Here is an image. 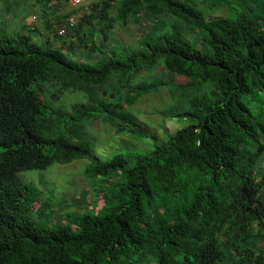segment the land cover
<instances>
[{
    "label": "trees",
    "instance_id": "obj_1",
    "mask_svg": "<svg viewBox=\"0 0 264 264\" xmlns=\"http://www.w3.org/2000/svg\"><path fill=\"white\" fill-rule=\"evenodd\" d=\"M141 10L155 18L143 49L94 62L116 24ZM74 31L70 54L25 32L0 38V264H127L135 253L157 264H264V0H94ZM158 66L188 81L133 84ZM165 87L173 103L162 116L190 124L159 139L129 108ZM66 91L85 101L53 106ZM94 119L140 145L96 156ZM84 158L104 205L39 225L31 204L42 200L40 217L52 205L20 172Z\"/></svg>",
    "mask_w": 264,
    "mask_h": 264
},
{
    "label": "rangeland",
    "instance_id": "obj_2",
    "mask_svg": "<svg viewBox=\"0 0 264 264\" xmlns=\"http://www.w3.org/2000/svg\"><path fill=\"white\" fill-rule=\"evenodd\" d=\"M53 1L51 7L49 5L45 6L43 4L44 0H0V38L19 31L25 32L30 34L35 41L44 42L49 40L54 46L63 47L70 54V45L71 42H75L76 32L70 31L66 36L57 38L55 35L57 27L62 23L65 15L72 14L76 11V8L68 2ZM93 1L86 0L84 7L88 6L89 10ZM112 14L114 15V12ZM207 14L209 17L224 16L227 11L221 9L216 12L209 11ZM32 15L37 16L38 22L35 25V31L30 33L27 29H32L28 24L29 17ZM167 20L168 24L175 21L170 18ZM154 22V17H150L145 10H141L132 16L127 26L122 27L116 24L107 41V52L105 54L95 53L93 61L104 59L108 55L124 59L127 53L143 49L140 40ZM93 25L96 29L99 28L96 20H94ZM98 39L99 36L96 34L95 41L98 42ZM75 50L76 52L71 55L84 61L82 50L78 47H75ZM155 79H163L172 84H183L188 81L186 77L166 72L162 66H158L151 71L136 74L132 82L136 84L141 81L150 82ZM111 84L115 85V83ZM117 90V87L112 86L108 89V96L113 102L116 99L111 97V93L117 92ZM44 99H50L49 95L45 96ZM51 101L53 106L70 107L73 103L85 101V97L79 91H66L59 100ZM171 103H173V97L170 89L165 87L157 92L144 94L129 110L139 117L150 134H156L161 139L164 138L165 134H174L177 130L190 124L187 118L181 121L177 117L164 118L162 116L161 111ZM86 126L89 133L98 138L93 146L96 156H100L105 160L117 153L128 154L140 145L130 134H118L114 127L100 119L86 121ZM90 162V158H84L70 164L55 163L46 169H30L20 172V177L27 183L37 186L43 192V199H47L52 205V207H47L45 214L40 217L36 212L42 200H35L31 204L32 212L30 216L32 219L39 225L53 224L58 221L64 223L68 215L99 210L105 203V194L96 192V187H99L100 182H98V186L95 185V180L84 172V168ZM73 228H76L75 225ZM263 245L264 243L260 242V246ZM127 264H157V258L152 255L135 253Z\"/></svg>",
    "mask_w": 264,
    "mask_h": 264
},
{
    "label": "built area",
    "instance_id": "obj_3",
    "mask_svg": "<svg viewBox=\"0 0 264 264\" xmlns=\"http://www.w3.org/2000/svg\"><path fill=\"white\" fill-rule=\"evenodd\" d=\"M63 2H70L73 6H81L84 4L85 0H61ZM85 10H80L77 13L69 15L62 23L59 24L57 27V34L59 36H65L69 30L74 29L79 20L81 19L83 13ZM37 16L33 15L29 19V25L34 28L35 25L37 24Z\"/></svg>",
    "mask_w": 264,
    "mask_h": 264
},
{
    "label": "clouds",
    "instance_id": "obj_4",
    "mask_svg": "<svg viewBox=\"0 0 264 264\" xmlns=\"http://www.w3.org/2000/svg\"><path fill=\"white\" fill-rule=\"evenodd\" d=\"M57 1L63 2V1H61V0H57ZM53 2H54V1L52 0V2L49 4V6H51ZM68 3L71 4L70 2H68ZM85 3H86V0H85V2H84L83 5H81V6H77V7H75V6H73V5L71 4L74 8H76V11H74L72 14L77 13V12L80 11V10H85L84 13H83V15H82V17H83L84 14L89 13V12L91 11V7H92V5L89 7V10H88V6H85V7H84ZM69 15H71V14H68L65 18H63V19H62V22H63V21L69 16ZM32 16H33V15H32ZM30 17H31V16H30ZM30 17H29V19H30ZM82 17H81V19H82ZM37 19H38V18H37ZM81 19H80V20H81ZM80 20H79V22H80ZM37 22H38V21H37ZM79 22H78V24H79ZM28 24H29V21H28ZM78 24H77V25H78ZM29 26H30V25H29ZM76 27H77V26H76ZM76 27H75L74 29H72V30H69L68 33H69L70 31H74V30L76 29ZM31 28H32V27H31ZM33 29H35V27L32 28V30H33ZM68 33H67V34H68ZM56 34H57V30H56ZM67 34H66V35H67ZM66 35H65V36H66ZM57 36H58V37H61V36H59L58 34H57Z\"/></svg>",
    "mask_w": 264,
    "mask_h": 264
}]
</instances>
